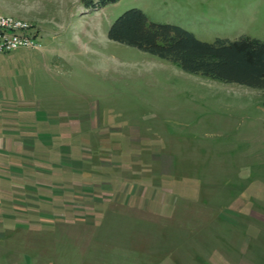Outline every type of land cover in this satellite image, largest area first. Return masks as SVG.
Masks as SVG:
<instances>
[{"label":"rangeland","instance_id":"rangeland-1","mask_svg":"<svg viewBox=\"0 0 264 264\" xmlns=\"http://www.w3.org/2000/svg\"><path fill=\"white\" fill-rule=\"evenodd\" d=\"M131 8L206 42L264 41V0H0L41 44L0 52V111L57 133L29 151L45 211L2 221L0 242L40 243L31 264H264L261 90L111 40Z\"/></svg>","mask_w":264,"mask_h":264},{"label":"trees","instance_id":"trees-1","mask_svg":"<svg viewBox=\"0 0 264 264\" xmlns=\"http://www.w3.org/2000/svg\"><path fill=\"white\" fill-rule=\"evenodd\" d=\"M114 1L81 0L86 8ZM107 35L111 40L177 63L186 72L257 88L264 97V41L258 38L244 35L206 42L178 25L148 21L136 8L119 15Z\"/></svg>","mask_w":264,"mask_h":264},{"label":"crops","instance_id":"crops-1","mask_svg":"<svg viewBox=\"0 0 264 264\" xmlns=\"http://www.w3.org/2000/svg\"><path fill=\"white\" fill-rule=\"evenodd\" d=\"M24 111L27 113L26 117L23 118L24 121H32L31 111L27 109ZM2 113L0 111V114L4 117H0L2 118L0 121V172L3 171L5 175L0 174V182L3 180L5 183H11L12 187L10 190L0 192V237L4 235L1 228L2 221L5 219L15 220L16 213L27 214L32 209H42L45 211L33 200L43 199L46 201L51 196L36 194L39 189L42 190L43 187L48 186L44 183L46 181L44 176L38 172L43 171L41 166L36 167L37 164L31 162L34 158L29 154V151L35 148L36 141L40 145H46L50 143L47 141L46 135L50 133L52 135L57 134L51 131L47 133V130L42 128L37 129V126H32L31 124L27 126L22 125L19 120V124L15 125L11 123L15 120V117L12 118V116L10 117ZM33 135L35 136L31 137ZM46 162H44V165H46ZM53 163L60 166L56 162ZM56 194L54 195L53 191L52 196H56ZM46 203L48 204L49 202L46 201ZM37 223V220H31L24 223H14L12 226L14 229L25 231L32 227L33 224L36 226ZM32 247L41 248L42 246L40 243H32L31 239L3 240V242H0V264H31ZM41 256L39 254L38 258L34 259L33 264H43L44 261Z\"/></svg>","mask_w":264,"mask_h":264},{"label":"built area","instance_id":"built-area-1","mask_svg":"<svg viewBox=\"0 0 264 264\" xmlns=\"http://www.w3.org/2000/svg\"><path fill=\"white\" fill-rule=\"evenodd\" d=\"M34 26L28 20L0 12V52L18 48L39 49Z\"/></svg>","mask_w":264,"mask_h":264}]
</instances>
